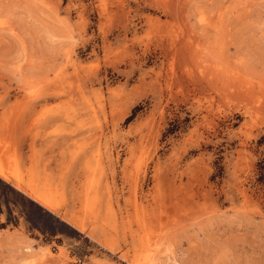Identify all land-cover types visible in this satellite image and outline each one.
Wrapping results in <instances>:
<instances>
[{
    "label": "rangeland",
    "instance_id": "1",
    "mask_svg": "<svg viewBox=\"0 0 264 264\" xmlns=\"http://www.w3.org/2000/svg\"><path fill=\"white\" fill-rule=\"evenodd\" d=\"M0 162V264H264V0H0Z\"/></svg>",
    "mask_w": 264,
    "mask_h": 264
},
{
    "label": "bare ground",
    "instance_id": "2",
    "mask_svg": "<svg viewBox=\"0 0 264 264\" xmlns=\"http://www.w3.org/2000/svg\"><path fill=\"white\" fill-rule=\"evenodd\" d=\"M0 177L5 179V180H7V181L11 180V173H10L9 169L2 164V162H0ZM28 194L31 197H33L34 199H36L38 202H40L43 205H45L46 207L52 209L53 204H52L51 199L48 198L47 196L39 193L36 189H34V188L31 189V192L28 193ZM32 250H33L32 247H28V251L30 253H31Z\"/></svg>",
    "mask_w": 264,
    "mask_h": 264
},
{
    "label": "trees",
    "instance_id": "3",
    "mask_svg": "<svg viewBox=\"0 0 264 264\" xmlns=\"http://www.w3.org/2000/svg\"><path fill=\"white\" fill-rule=\"evenodd\" d=\"M42 229H43L44 231H46L45 228H42Z\"/></svg>",
    "mask_w": 264,
    "mask_h": 264
}]
</instances>
